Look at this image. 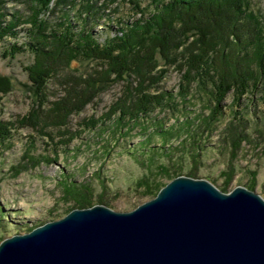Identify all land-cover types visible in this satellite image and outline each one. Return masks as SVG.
<instances>
[{"label":"trees","instance_id":"1","mask_svg":"<svg viewBox=\"0 0 264 264\" xmlns=\"http://www.w3.org/2000/svg\"><path fill=\"white\" fill-rule=\"evenodd\" d=\"M123 1L131 6L128 17L120 15L118 0H0V43L15 40L4 47L2 56L14 60L23 52L33 55L24 70L34 96L30 111L16 122L0 120V145L11 142L13 131L29 128L51 142L60 137L59 144L53 145L56 151L60 145L69 146L84 131L113 119L114 134L124 128L125 134L135 128L141 134L153 129L141 148L153 137L160 138L162 147L151 150L150 160L143 163L148 165L156 154L170 157L171 152L163 146L183 133L189 134L192 125L185 119L166 128L163 121L153 117L156 111L176 108L179 98L190 103L195 86L204 94L200 95L201 100H209L210 113L200 118V125L211 130L224 114L222 104L229 94L233 95V103L239 104L242 98L264 86V17L255 10L253 0ZM9 2L25 5L27 13L8 7ZM110 16V20L117 21L118 30L101 43L93 30L98 21H107ZM21 32L26 34V40L18 43ZM74 61L93 63L94 67L88 74L65 73ZM172 68L181 73L178 94L161 90V83ZM53 81L60 93L51 91ZM119 82L125 83L123 95L104 118L85 120L79 132H72L71 117L80 114L106 87ZM11 89V79L0 75V92ZM228 132L233 162L243 142H250V138L240 120L231 123ZM32 140L34 145L35 137ZM181 146L185 147L186 142ZM191 150L192 168L185 176L200 179L197 166L203 148L193 143ZM43 160L52 161L49 157ZM157 175L172 180L184 174L159 165ZM250 175L245 187L254 191L257 171ZM221 176L225 180L218 188L229 192L235 168L230 166ZM100 183L101 193L95 197L91 185H77L64 176L63 197L74 203L67 214L76 208L111 207L106 196L108 187L105 181ZM138 185L144 188L145 196L154 198L166 184L145 177Z\"/></svg>","mask_w":264,"mask_h":264},{"label":"rangeland","instance_id":"2","mask_svg":"<svg viewBox=\"0 0 264 264\" xmlns=\"http://www.w3.org/2000/svg\"><path fill=\"white\" fill-rule=\"evenodd\" d=\"M118 1L120 15L128 17L131 6L123 0ZM253 5L264 17V0H253ZM8 7L22 13L26 11L25 5L20 3L9 2ZM110 19L112 17L107 21H98L94 27L93 31L101 43L107 36L117 33V21ZM25 40L26 34L21 32L17 41L22 43ZM13 42L15 40L11 38L0 43V75L9 77L12 82L11 90L0 92V120L6 122H16L27 114L34 100L24 70V66L32 62L33 55L23 52L14 60L2 56L4 47ZM93 67V63L74 61L65 73L88 74ZM180 83L181 73L172 68L161 83V90L178 94ZM124 86L125 83L119 82L106 87L94 102L88 104L80 114L71 117V131L79 132L85 120L104 118L111 106L122 97ZM50 88L60 93V87L55 81L50 83ZM200 95L204 94L199 93L194 86L190 103H184L179 98L175 102L176 108L158 110L153 114L155 119L164 122L166 128L185 119L192 121V125L189 134L183 133L163 146L171 152L170 157L156 154L153 162L148 165L143 163L147 164V160H150L148 155L152 154L151 150H160L162 147L160 138L155 136L151 143L141 148L146 135L153 129L141 134V130L135 128L130 134H125L124 128L121 133L114 134L112 119L94 130L84 131L69 146L60 145L56 151L53 145L59 144L60 137L51 142L29 128L13 131L11 142L0 145V242L13 235L27 233L32 227L61 219L74 207L72 201H65L63 197L61 183L64 176L77 185H91L95 197L101 193L100 182L103 180L108 187L106 196L112 202L110 208L119 212L134 210L152 199L151 196H145L144 188L138 185L141 179H158L164 184L171 181L157 175L159 165L168 167L172 172L178 169L184 175L190 171L193 143L203 148L197 166L200 179L214 182V185L220 187L225 180L221 173L233 166L235 176L230 184L231 191L237 186L245 187L251 180L250 172L257 171L255 191L264 198V86L242 98L239 104H234L233 95L229 94L222 104L224 114L211 130L200 125V118L210 113L207 106L209 100L202 101ZM239 120L250 142H243L238 157L232 162L231 148L227 141L228 128L231 123H239ZM32 137H35L34 145L31 143ZM183 141L186 142L185 147L181 146ZM43 157H49L52 161L48 163ZM30 158H34V162ZM38 160L39 163H36Z\"/></svg>","mask_w":264,"mask_h":264},{"label":"water","instance_id":"3","mask_svg":"<svg viewBox=\"0 0 264 264\" xmlns=\"http://www.w3.org/2000/svg\"><path fill=\"white\" fill-rule=\"evenodd\" d=\"M0 264H264V198L182 175L132 211L76 208L8 237Z\"/></svg>","mask_w":264,"mask_h":264}]
</instances>
